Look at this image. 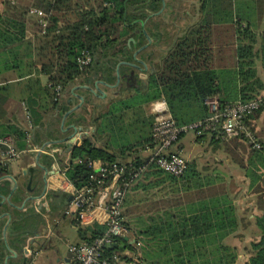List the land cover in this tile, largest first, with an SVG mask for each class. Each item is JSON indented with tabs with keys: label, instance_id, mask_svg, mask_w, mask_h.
I'll use <instances>...</instances> for the list:
<instances>
[{
	"label": "trees",
	"instance_id": "16d2710c",
	"mask_svg": "<svg viewBox=\"0 0 264 264\" xmlns=\"http://www.w3.org/2000/svg\"><path fill=\"white\" fill-rule=\"evenodd\" d=\"M233 1L237 18L233 67L210 68L201 65L199 58L204 51L197 49L199 42L185 37L164 56L161 67L148 76L146 88H137L130 96L120 95L111 102L106 112L94 118L91 116L89 124L96 128L93 139L101 133L108 134L111 137L108 146L97 147L91 140H86L73 150L65 177L77 190L87 186L90 175L95 173L88 167L90 161L109 166L117 164L126 171L142 167L143 172L126 192L124 208L128 207L131 211L134 208L131 206L138 204L135 192L143 191L147 198L150 190H158V193L164 190L167 193L160 197L164 199L153 204L184 205L178 211H154L144 220L138 215L133 223L123 221L133 241L120 239L122 249L119 245L116 249L105 248L104 256L110 260L116 256L115 252L124 250L128 255L122 256L123 260L133 264L236 263L235 248L225 242L238 229L236 207L220 173L203 174L192 160L186 161L182 176L173 177L159 169L149 156L141 153L151 148L154 122L152 117L144 115V104L164 98L175 124L184 126L209 117L204 104L208 97L217 96L221 105L245 103L257 99L264 91V82L257 70L259 63L264 72V33H255L257 21L245 12V6L252 8L249 1ZM30 7L47 15L44 34H41L43 29L39 21L35 19L33 22L38 34L36 68L47 77L49 85L44 92L54 109L61 92L69 93L80 78L93 72L112 74V62L124 60L125 57L132 60V52L127 44L132 46L133 42L128 40L133 39L136 44L143 37L140 24L147 17V10L156 12L160 9L161 1L32 0ZM29 9L28 6L5 3L4 12L0 14V39L5 46L13 42L22 44L25 40ZM82 53H88L91 62L80 68L77 59ZM109 56L114 57L111 63L107 59ZM56 87H60L59 94L55 92ZM263 110L264 105H261L246 119L256 139L260 138L253 122ZM75 116L70 115L71 118ZM122 118L125 120L122 121ZM79 119L80 116L74 120L77 125L80 124ZM194 134L196 141L207 137L211 145L223 149L231 163L246 170L252 185L259 179L256 170L258 165L264 169V154L252 149L246 139L238 136L222 141L214 133ZM3 135L15 136L20 142L19 146L26 147L24 131L9 127L7 134L0 132V136ZM184 136L181 135L179 140ZM258 141L264 143L261 139ZM245 159H248L246 163ZM7 173L8 166L0 165V178ZM135 207L138 208L137 205ZM257 227L261 238L258 243L250 245L248 264H264V215L257 219ZM104 231L105 226L93 224L81 230V236L84 241L91 242L102 236Z\"/></svg>",
	"mask_w": 264,
	"mask_h": 264
},
{
	"label": "crops",
	"instance_id": "0c3cea01",
	"mask_svg": "<svg viewBox=\"0 0 264 264\" xmlns=\"http://www.w3.org/2000/svg\"><path fill=\"white\" fill-rule=\"evenodd\" d=\"M241 0L240 2H242ZM245 1V0H244ZM252 8L245 6V12L252 15L257 21L256 34L264 33V0H247ZM31 8L32 0H0V14L4 12L5 3ZM147 1V5H148ZM26 15L25 40L13 42L5 46L0 39V132L7 134L9 127H15L25 132L26 147L19 146L20 142L12 135L1 137H11L14 140L15 148L21 151L22 157L19 161L8 164V173L0 178V264H5L4 258L9 254L5 253L3 243L11 244L15 233L18 231V223L34 212L30 209L34 206L39 221L47 227V237L44 245L47 250L43 255L35 257L28 251L27 254L19 255L17 258L10 257L6 264H72L73 258L69 253V246L86 242L82 239L81 230L93 224L106 225L105 213L101 208H94L92 215L93 223L81 225L77 218L78 208L73 203L74 186L65 177L67 163L60 160L68 142L59 143L74 135L73 126H76L81 135L78 145L86 140H91L97 147H107L110 135L101 133L93 139L95 127L89 124L91 116L94 118L109 109V105L120 95L130 96L137 88H146V81L150 74L156 72L162 65V59L175 44L185 37L199 42L197 49L203 50L200 56L201 65L210 68H231L235 65V29L237 28L235 17V2L233 0H164V7H160V14H153L148 11L147 17L140 24L141 31L153 39V43L140 53V61L145 67L139 66L141 71L133 70L134 77L129 80L131 67L125 63L112 62V74L91 73L87 77H82L72 85L69 93H62L60 100L53 109L51 101L44 92V88L49 85L47 77L38 72L36 68V29L33 22L38 17L30 13ZM244 25V23H243ZM10 32H13L10 30ZM41 34H44L41 30ZM2 40V41H1ZM29 43V45H27ZM195 43V42H194ZM26 48H29V50ZM129 48V47H128ZM136 45L130 47L131 52L135 51ZM26 50V51H25ZM28 55V57L26 56ZM125 62V61H124ZM133 63V60L127 61ZM258 63V62H257ZM119 70L120 80L117 81L116 70ZM88 79V80H87ZM261 80L264 82V78ZM84 87H91L95 93L96 88L104 95H91ZM264 95V91L260 96ZM259 96V97H260ZM83 99V102L79 100ZM159 98L144 104V115L152 117V104ZM76 111L67 115V112L75 107ZM76 114L71 118L70 115ZM80 124L75 123L78 117ZM255 132L264 142V110L253 122ZM258 139V138H257ZM258 139V140H260ZM196 143L208 146L207 160L200 162V158L185 159L194 160L197 168L203 174L220 173L227 186L230 196L234 199L236 215L238 219V229L225 242L235 248L237 259L235 264H248L251 257L250 245L258 243L261 238L260 230L257 227V219L264 215V169L257 166L256 173L259 179L253 183L246 176V170L231 163L230 159L217 145H211L209 138H202ZM18 146V147H17ZM43 149L42 152L39 150ZM181 154V140L174 149ZM40 154V163L45 170H37L31 184H29L30 171L28 164L34 161ZM145 155V154H144ZM143 155V156H144ZM200 157V156H199ZM248 159H245L246 163ZM24 164L27 168H24ZM36 169V168H35ZM26 171V175H23ZM45 178V182H43ZM45 186V193H41ZM166 191L150 190L151 197L145 198L144 205L139 206L134 203L130 208L123 207V221L133 223L140 215L142 220L152 216L154 211L159 213L162 210L178 211L184 205H161L153 204L159 201L161 196L167 195ZM138 196L146 193L141 191ZM147 193V194H148ZM41 198L37 202H25L32 197ZM153 195V196H152ZM146 199L150 201H146ZM10 204H8V202ZM39 204L37 207L35 205ZM48 206L45 210L44 205ZM137 205L138 208L135 207ZM74 206V210H71ZM130 207V206H129ZM136 208V209H135ZM129 210V212H126ZM131 213V214H130ZM41 229V228H40ZM37 230V231H40ZM32 232L34 230H31ZM104 231V232H105ZM72 233L76 235L72 236ZM77 236L73 242L69 237ZM124 241L131 238L127 232ZM31 240L37 239L32 236L26 240V246ZM124 239V238H123ZM61 244L65 245L61 247ZM120 248L123 245L118 244ZM117 248V247H116ZM115 248V249H116ZM121 259V264L125 261L122 256H127L128 252H115ZM28 257V258H27Z\"/></svg>",
	"mask_w": 264,
	"mask_h": 264
},
{
	"label": "built area",
	"instance_id": "2783aa9c",
	"mask_svg": "<svg viewBox=\"0 0 264 264\" xmlns=\"http://www.w3.org/2000/svg\"><path fill=\"white\" fill-rule=\"evenodd\" d=\"M30 13L38 17L42 32H44L47 15L37 9H30ZM90 62L91 57L88 53H82L77 59L80 68ZM55 92L59 94L60 87H56ZM204 104L208 109L209 117L189 125L177 126L169 113L166 102L164 100L155 101L151 106V112L154 115L151 130L152 145L151 148L141 153L146 157L149 156L159 169L177 178L185 172L186 160L174 149L181 135L188 132L214 133L215 137L222 141L240 136L247 140L252 149L264 154V143L256 139L246 120L250 114L264 105V95L249 102H235L226 105H221L217 96H211L205 99ZM39 151L42 152L43 149ZM22 154L15 148L11 137L0 138V165L5 166L10 162L19 161ZM88 167L95 172L90 175L89 184L80 190L74 189L73 203L78 208L77 218L81 225H90L94 221L93 209L98 207L105 213L107 228L102 236L91 242L69 246L68 250L73 258L72 264H121V259L117 255L113 260L105 257L104 249H115L119 240L127 235L122 223L123 202L126 192L143 172V168L126 171L117 164L109 166L99 161H90ZM122 264L133 263L124 262Z\"/></svg>",
	"mask_w": 264,
	"mask_h": 264
},
{
	"label": "water",
	"instance_id": "95a60500",
	"mask_svg": "<svg viewBox=\"0 0 264 264\" xmlns=\"http://www.w3.org/2000/svg\"><path fill=\"white\" fill-rule=\"evenodd\" d=\"M160 1H161V5L163 8L164 7V0H160ZM160 13H161V11H159L157 14H160ZM146 37H147V40L150 41V38L147 35H146ZM136 62L139 65H141L142 67H145L144 63L139 62V61H136ZM122 64H124V63H122ZM126 65H130L131 67L133 66L134 68L141 70V69H139L138 66L132 65L131 63H126ZM116 77H117V81H119L120 77H119L118 68L116 70ZM84 88L93 96L98 97V94L104 95V93H102L97 88H96V93L91 87H84ZM79 100L81 102H83V99L81 97H79ZM79 107L80 106L69 110L67 112V115L76 111L77 109H79ZM72 128L74 131V135L68 137L65 140L59 141V143L68 142V145H67L65 151L62 153V156L60 158L61 161L65 162L67 164L70 161V158L72 156L74 148L76 146H78V141H79L78 139L81 137V135H77V132H79L80 130H78L76 126H73ZM40 154L41 153L38 154L37 158L34 161H32L28 164V167L31 169V171H30L31 176L29 179V184H31V182L33 181V178L35 177V173H37V170H39V169H41L43 171L45 170V167L42 166L40 163V159H39ZM23 166H24V168H27L26 164H24ZM26 174H27L26 171H23V175H26ZM42 181L45 182V178H43ZM44 193H45V186H44V189H43L41 195L43 196ZM41 195L39 197H32V198L26 199L25 202H37L40 200ZM0 198L2 199V197H0ZM7 202H8V204H10L9 201H7ZM35 206L39 207L40 205L37 204ZM44 208H45V210H48V206L46 204L44 205ZM30 209L34 210V212L32 214H30L29 216H26V218H24L23 220H21L18 223L19 224L18 225V231L15 233V235L13 237V241L11 242V244L10 245L7 244L6 241L3 243L5 253L9 254L7 257L4 258L5 264L10 257L17 258L19 255L27 254L28 251L31 252L32 254H34L36 258H38V256L46 253L47 248L44 245V242H45L44 240L47 237L48 229H47V227H44L42 225V223L39 221L38 216L36 214V211L34 209V206H31ZM39 229H40V231H37ZM31 230H34V231L32 232ZM32 236L36 237L37 239H35V240L30 239L28 246H26L25 245L26 240L27 239L29 240V238ZM125 239L126 238H124L123 240H125ZM18 264H21V262L18 261Z\"/></svg>",
	"mask_w": 264,
	"mask_h": 264
},
{
	"label": "rangeland",
	"instance_id": "374dc122",
	"mask_svg": "<svg viewBox=\"0 0 264 264\" xmlns=\"http://www.w3.org/2000/svg\"><path fill=\"white\" fill-rule=\"evenodd\" d=\"M257 70H258L259 77L263 79L264 78V72L262 71L261 66H260L259 63L257 64ZM123 118H124V115H123ZM123 118H122V121L125 120ZM127 128H128V126H126V129ZM194 139H195L194 132H188V133L185 134V136L181 139L182 151L180 152L181 153L180 155L184 159H189V160L190 159H194V157H196L198 159L200 158V162L201 163H205L206 160H207L206 157H207V154H208V151H207L208 146H205L204 145L205 143H203V144L196 143L194 141ZM9 164L11 165V164H13V162H10ZM151 194L152 193H148L147 198L151 197ZM144 197H145V195L144 196H142V195L138 196L137 199H138V205L139 206L144 205V203H145L144 202L145 200H143V199H145ZM146 201H150V200L146 199ZM74 209H75L74 206H71V210H74ZM73 235H76V233H72V236ZM72 236H70L69 239H68V240H70V242L71 241L73 242L74 240L77 239V236H75V237H72ZM228 244H231V243H228ZM62 246H64L63 248H65L64 244H61V247Z\"/></svg>",
	"mask_w": 264,
	"mask_h": 264
},
{
	"label": "flooded vegetation",
	"instance_id": "af4514ba",
	"mask_svg": "<svg viewBox=\"0 0 264 264\" xmlns=\"http://www.w3.org/2000/svg\"><path fill=\"white\" fill-rule=\"evenodd\" d=\"M160 11V9L158 10V11H156V12H154L153 14H157L158 12ZM143 22V21H142ZM141 22V23H142ZM140 34H142L143 35V37L140 39V40H137V42H136V49H135V51H133L132 53H131V56H132V60H133V63H131L132 65H136V66H141V65H139L136 61H139V62H141L140 61V53L141 52H143L144 50H146L148 47H149V45L151 44V43H153V39L152 38H150V41H148L147 40V37H146V33L142 30L141 31V28H140ZM133 42V43H135V41H133V39H130V40H128V42ZM155 43V42H154ZM153 43V44H154ZM127 46L128 47H131V45H130V43H128L127 44ZM112 55V54H111ZM114 58V57H113ZM112 56H109L107 59H108V61L111 63L112 62ZM125 61V62H124ZM127 61H131V60H127L126 59V57H125V59L123 60L122 59V61L120 62V63H130V62H127ZM128 67H131L130 65H128ZM131 73L129 74V80L131 79V78H133L134 77V71L135 70H138L137 68H134L133 66L131 67ZM139 69H141L140 67H139ZM134 70V71H133ZM139 71V70H138ZM141 71V70H140Z\"/></svg>",
	"mask_w": 264,
	"mask_h": 264
}]
</instances>
